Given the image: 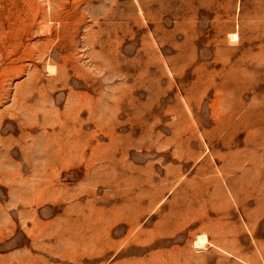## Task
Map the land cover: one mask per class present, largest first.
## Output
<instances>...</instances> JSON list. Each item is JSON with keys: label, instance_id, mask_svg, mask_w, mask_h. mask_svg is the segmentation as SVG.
<instances>
[{"label": "rangeland", "instance_id": "rangeland-1", "mask_svg": "<svg viewBox=\"0 0 264 264\" xmlns=\"http://www.w3.org/2000/svg\"><path fill=\"white\" fill-rule=\"evenodd\" d=\"M0 264H264V0H0Z\"/></svg>", "mask_w": 264, "mask_h": 264}, {"label": "bare ground", "instance_id": "bare-ground-1", "mask_svg": "<svg viewBox=\"0 0 264 264\" xmlns=\"http://www.w3.org/2000/svg\"><path fill=\"white\" fill-rule=\"evenodd\" d=\"M205 244V237H201L200 239H198V241L196 242V246L198 247H202Z\"/></svg>", "mask_w": 264, "mask_h": 264}, {"label": "crops", "instance_id": "crops-1", "mask_svg": "<svg viewBox=\"0 0 264 264\" xmlns=\"http://www.w3.org/2000/svg\"><path fill=\"white\" fill-rule=\"evenodd\" d=\"M197 241H198V240H197ZM197 241H196V242H197Z\"/></svg>", "mask_w": 264, "mask_h": 264}]
</instances>
